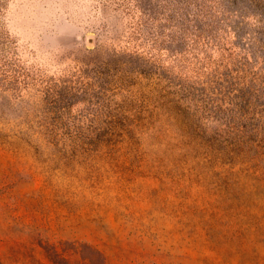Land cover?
I'll return each instance as SVG.
<instances>
[{"label":"rangeland","instance_id":"obj_1","mask_svg":"<svg viewBox=\"0 0 264 264\" xmlns=\"http://www.w3.org/2000/svg\"><path fill=\"white\" fill-rule=\"evenodd\" d=\"M141 1L0 0V264H264V141L196 144L160 75L225 57Z\"/></svg>","mask_w":264,"mask_h":264},{"label":"trees","instance_id":"obj_2","mask_svg":"<svg viewBox=\"0 0 264 264\" xmlns=\"http://www.w3.org/2000/svg\"><path fill=\"white\" fill-rule=\"evenodd\" d=\"M138 6L150 14L151 8L141 0ZM170 9L168 17L178 28L176 49L214 46L225 57L213 61L211 68L201 66L194 81L183 77L180 69L160 73L175 87L173 104L194 105L186 120L197 130L194 141L221 153L225 148L260 146L264 141V0H172ZM227 43L237 45L242 53H234ZM177 61L184 63V57ZM203 119L214 120L217 128L207 133L201 126Z\"/></svg>","mask_w":264,"mask_h":264}]
</instances>
